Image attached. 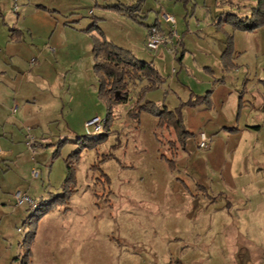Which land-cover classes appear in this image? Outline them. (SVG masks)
<instances>
[{
	"label": "rangeland",
	"instance_id": "374dc122",
	"mask_svg": "<svg viewBox=\"0 0 264 264\" xmlns=\"http://www.w3.org/2000/svg\"><path fill=\"white\" fill-rule=\"evenodd\" d=\"M50 1L61 10L76 6V14L69 16L84 24L96 23L118 47L133 49L143 44L141 29L147 30L160 12L175 16L185 42L161 46L166 54L160 62L165 82L147 92L145 100L159 96L162 104L157 105L170 110L196 95L211 93L209 104L183 108L184 129L189 134L184 146L177 143L178 149H170L169 141L176 140L173 130L158 128L156 115L135 110L137 87L128 102L114 104L108 126L101 131L106 134L103 141L90 146L101 133L89 136L84 127L85 115L93 111L92 101L84 98L81 107L69 105L71 73L63 69L65 56L51 53V58L46 51L40 57L50 36L26 34L34 42L37 59L35 67L28 63L23 69L28 68L29 87L44 96L36 102L26 126L13 120L21 110L12 111L9 124L16 125L13 131L7 127V135L18 147L15 157L22 153L23 158L25 151L33 157L47 151L42 154L47 160L39 155L42 160L38 158L40 165L34 169L38 174L32 173L25 183L37 205L53 200L37 225L30 264H264V82L242 78L237 83L245 74L241 71L249 70L238 71L234 63L238 30L229 23L218 25L228 14L240 15L254 0ZM134 4H140L137 20L114 7ZM14 9L18 10L17 3ZM222 12L225 15L218 18ZM155 25L170 33L171 25L160 18ZM13 28L10 25V33ZM87 35L92 44L101 36L98 30ZM228 42L232 49L221 61ZM229 89L240 97L251 92L243 98L245 106L243 111L238 109L237 119L243 118L245 110L250 121L262 118L263 124L253 132L236 130L235 124L233 129H210L208 123L217 121V113L222 120L221 103ZM214 96L217 108L212 112ZM249 101L253 106H246ZM99 102L105 122L108 107ZM54 103L64 107L55 108ZM202 131L210 139L208 148L199 147ZM252 135L257 138L254 143ZM31 141L42 143V149L34 151L28 145ZM77 149L80 154L70 158L69 175L67 159ZM19 207L26 217L14 226L18 237L14 248L22 258L26 235L35 226L33 219H27L38 211L29 203Z\"/></svg>",
	"mask_w": 264,
	"mask_h": 264
},
{
	"label": "crops",
	"instance_id": "0c3cea01",
	"mask_svg": "<svg viewBox=\"0 0 264 264\" xmlns=\"http://www.w3.org/2000/svg\"><path fill=\"white\" fill-rule=\"evenodd\" d=\"M16 3L18 4L17 11L14 9ZM19 4H21L22 7H19ZM38 5H42L47 9L43 11V8H39ZM255 5L256 0H254L249 7H245L244 11H239L241 12L239 16L244 18L250 16ZM53 6L56 5H53L50 0H0V264H13V259L17 256V248H14V245L15 242L18 241L14 226L18 225L26 217V212L24 213V210H22L16 202L15 194L18 191H22L29 196L31 190L28 189L29 191H26L27 183L25 182L28 177L32 175L33 170L37 169L40 165V160L42 159L39 155L46 154L47 152L43 151L41 154H37L33 157L30 151H25L23 158L22 153H18L15 157V152L18 147L10 141L7 135L10 132V129H7V127L11 126L10 128L13 131L16 125L14 123L9 124L11 114H13V108L18 106V110L15 114L19 113L18 111L21 110L20 116L13 120H17L19 124H25V122L29 121V116H32V113L35 111L36 102L40 100V97L43 98L42 96H44L43 93L37 90L34 91V89H32L33 87H29L31 83L26 78L28 75V68L23 69L28 63H32V66L35 67V61L37 59L33 57L36 56L34 42L33 40L32 42H30L29 39L27 40L26 34H30L31 36L41 34L50 36L44 44L45 48L43 47V49L40 50V57H42L46 51H48V55L51 58L53 57V53L55 55L61 53L62 56H65L64 60L66 63H64L63 69L71 73L67 89L69 105L74 104L75 107H81L82 104H80V100L84 98H89V101H92L93 111L85 115L83 119L84 127L86 121L100 116V99L98 96L99 82L93 69L95 63L92 57L93 44L86 31L92 23L88 21L89 23L86 22V24H84L78 17L69 16L71 14H76V6L70 7L68 10H61ZM21 9L22 11L20 12ZM15 12H18L17 15ZM223 13L224 12L219 13L217 17H221ZM161 14L160 12L158 16L160 22L163 21L161 19ZM223 15H225V13ZM158 18L156 21H158ZM156 21L148 25V29L155 25ZM10 25L11 28H13L12 25L15 26V28H13L15 30L14 33H10ZM148 29H141V41H143V44L136 45V49L139 50V55L134 53L137 52L135 51L136 49L126 45H124V47H119L132 51L139 59L153 61L160 71V62L163 61L166 54L164 51L161 52L162 47L157 51H152L154 53H150V50V52L148 51L146 46ZM165 33L168 34L169 30ZM251 37L252 41L250 40ZM254 39H256L257 42H253ZM184 42L185 40H182L181 44H178V46L184 44ZM136 43L138 44V42ZM173 44H177V40H173ZM167 45L169 44L167 43ZM235 47L237 55H235L234 63L239 67L238 71H241V67L249 69L241 71V74L244 72L245 74L240 75L237 83H239L242 78L252 83H254V81L264 82V27L254 32L235 31ZM50 49L53 52H51ZM184 51H186L185 48ZM221 61L224 60L221 58ZM30 68L32 67L30 66ZM25 78L27 79L26 82L24 80ZM251 78H253L252 81ZM139 89L140 87L138 86L136 94ZM250 93L244 96L241 95L240 97L237 93H233L231 89L225 91L224 101L221 103V122L218 119L220 113H217V121L213 120V122L208 123L210 124L212 132H216L223 128L233 129L234 127L236 130L240 131L244 129V133L247 131L253 132L254 128H259L260 125L263 124L262 118L250 121L249 110H245L242 119L241 117L237 119L238 109L243 111L245 106L242 102L243 98H245V96L249 97ZM147 97H149V94H147ZM160 98L159 96L158 98L150 96L148 100L158 103ZM251 98L253 99V97ZM75 100L77 102H75ZM259 100L261 101V99ZM158 104L161 105L162 103ZM251 104L253 106V103L249 101V105L246 106L249 107ZM60 106L64 107V104L54 103L55 108ZM163 107L168 108L166 105ZM247 107L246 109H249ZM175 108H177V106ZM216 108L214 96L212 112H215ZM232 124H235L234 127H231ZM250 138L252 139L251 143H254V140L257 139L253 135L250 136ZM211 142L213 143V138ZM50 143L54 144V142ZM35 144L37 147L36 149H42V143L38 144V141H35ZM26 157H29V159ZM38 158H40V160H38ZM43 158L47 160L48 156H43ZM18 170L19 172H16ZM24 176L27 178H24ZM36 244L37 242H35L34 245L36 246Z\"/></svg>",
	"mask_w": 264,
	"mask_h": 264
},
{
	"label": "trees",
	"instance_id": "16d2710c",
	"mask_svg": "<svg viewBox=\"0 0 264 264\" xmlns=\"http://www.w3.org/2000/svg\"><path fill=\"white\" fill-rule=\"evenodd\" d=\"M114 7H117V9L124 11L129 17L137 20L136 12L140 9V4L125 7L116 5ZM223 23L231 24L233 28L238 31H257L258 29L264 27V0H257L250 16L244 18L237 14H228L225 20H220L218 22V25H223ZM92 30H98L101 34L100 37L94 39L93 54L95 61L94 72L99 82L98 96L107 104L108 107V116L104 124V129L108 126V122L110 120L109 117L112 114L114 104L128 102L134 90L133 88L139 86L140 89L137 92V100L134 105L135 110L138 113L149 112L156 115L158 117V128L174 131L176 134V140L169 141L170 149H178V142L184 146L185 139L187 138L189 132L184 129L185 125L182 117L183 108L188 105L197 106L202 103L209 104L211 91L209 90L203 95H196L187 102H182L174 110H169L166 107L162 109L154 101L148 99L145 100L147 92L160 88L165 82V78L161 75L154 62L139 59L132 51L118 47L112 41L107 39L105 33L96 25V23L86 29V31ZM229 42L227 50L222 56L223 60L226 54L230 52V49H232L231 43ZM182 59L183 55L179 58V60ZM105 135L106 134L104 132H101L100 136L90 143V146H96L101 143ZM58 143L59 145H62L61 142ZM79 154L80 150L77 149L76 151H73L67 159L69 175L71 173V167L69 165L70 158L77 157ZM161 157L164 158L165 155H162ZM168 162L171 166H173V160H169ZM52 201L53 200L50 199L49 201H43L36 205L37 207H35L38 213H33L28 217L27 221L33 219L35 226L34 229L26 235L24 245L27 246V250L25 251L23 257H15L13 259V264H30L32 256L31 247L37 234V225L47 214L48 207L51 205Z\"/></svg>",
	"mask_w": 264,
	"mask_h": 264
},
{
	"label": "built area",
	"instance_id": "2783aa9c",
	"mask_svg": "<svg viewBox=\"0 0 264 264\" xmlns=\"http://www.w3.org/2000/svg\"><path fill=\"white\" fill-rule=\"evenodd\" d=\"M161 19L164 22L169 23L171 25V29L169 33L170 37H168L166 34L160 31L158 27H156V25L151 26L150 31H149V36L146 42L147 48L151 51L159 50L163 44L168 43V42L173 44V40L181 41V35L177 28V20L175 16L168 14V13H162ZM174 51L175 49L172 50V52ZM17 109H18V106H15L13 108V112L15 113ZM104 124L105 122L100 116H96L86 121L85 129H86L87 135L92 136V135L100 133L104 128ZM209 143H210V139L207 137V135L204 132H201L200 140H199V147L208 148ZM28 145L32 149H34V151L37 148L34 141L28 142ZM33 174L37 175L38 173L36 170H34ZM15 199L18 205H23L26 203H29L33 205L34 207L37 205V203L33 201L30 196H28L27 194H24L22 191L16 192Z\"/></svg>",
	"mask_w": 264,
	"mask_h": 264
}]
</instances>
